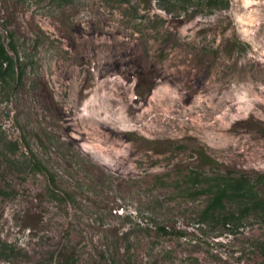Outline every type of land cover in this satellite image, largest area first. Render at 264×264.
Wrapping results in <instances>:
<instances>
[{"label": "rangeland", "instance_id": "374dc122", "mask_svg": "<svg viewBox=\"0 0 264 264\" xmlns=\"http://www.w3.org/2000/svg\"><path fill=\"white\" fill-rule=\"evenodd\" d=\"M224 1L0 0V264H264V0Z\"/></svg>", "mask_w": 264, "mask_h": 264}, {"label": "trees", "instance_id": "16d2710c", "mask_svg": "<svg viewBox=\"0 0 264 264\" xmlns=\"http://www.w3.org/2000/svg\"><path fill=\"white\" fill-rule=\"evenodd\" d=\"M167 2L174 1L175 3H188L193 0H166ZM220 3V4H218ZM224 0H205V6H219V5H225ZM206 6V7H207ZM9 51H14L13 44L10 42V44L7 46H4L3 43L0 40V82L3 84H15L18 83L20 80V77H18V74L15 73V63L9 53ZM20 73V72H19ZM22 72L19 76H21ZM213 161L207 159V163L211 164ZM163 231V229H161ZM263 250H264V243L262 244Z\"/></svg>", "mask_w": 264, "mask_h": 264}]
</instances>
